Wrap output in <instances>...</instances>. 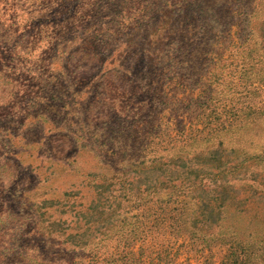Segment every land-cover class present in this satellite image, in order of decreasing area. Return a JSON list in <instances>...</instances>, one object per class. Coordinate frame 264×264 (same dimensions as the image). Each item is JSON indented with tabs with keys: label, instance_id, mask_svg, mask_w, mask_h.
<instances>
[{
	"label": "rangeland",
	"instance_id": "374dc122",
	"mask_svg": "<svg viewBox=\"0 0 264 264\" xmlns=\"http://www.w3.org/2000/svg\"><path fill=\"white\" fill-rule=\"evenodd\" d=\"M206 4L0 0V264H264V84L178 79Z\"/></svg>",
	"mask_w": 264,
	"mask_h": 264
},
{
	"label": "trees",
	"instance_id": "16d2710c",
	"mask_svg": "<svg viewBox=\"0 0 264 264\" xmlns=\"http://www.w3.org/2000/svg\"><path fill=\"white\" fill-rule=\"evenodd\" d=\"M207 1L208 6L206 4L203 14L205 15V12L208 14L209 10H212L215 13L211 15V18L215 17V20L213 26H206L201 32L207 36V41L210 44L203 50L200 60L189 62V66L182 70L178 79L196 85L193 90H198L196 102L202 104L211 100L214 90L213 84L218 83L219 80L227 85L226 94L229 96L241 94L249 89L256 93L257 85L264 84V0ZM227 51L231 54H228L230 57L226 60L224 57L227 55ZM188 54L189 50L187 56H189ZM216 61L217 64H220L219 79L214 78L211 82L212 79L208 78L210 82L207 85H202L203 78L209 74V66L215 65ZM225 64L233 67L234 74L230 73L227 76V72L221 69ZM208 77L210 76L208 75ZM240 88L243 89L241 92L238 90ZM248 92L246 91V93ZM225 101L232 102L231 100ZM230 111L232 109L224 112L230 113ZM180 186V183L176 185L177 188ZM176 191L174 194H177ZM175 222H177L176 217L169 220L171 227H173L172 231L174 229L176 231ZM220 224L223 226L218 225L222 228L221 230L230 232L229 229L224 228L222 220ZM232 238L233 244L241 246L240 240H236L233 236ZM243 242L245 241L241 243ZM261 248L260 246L259 249Z\"/></svg>",
	"mask_w": 264,
	"mask_h": 264
}]
</instances>
